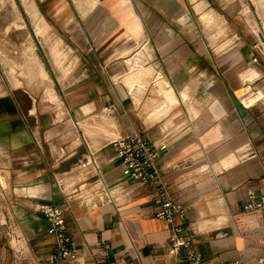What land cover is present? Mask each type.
<instances>
[{
    "label": "crops",
    "instance_id": "1",
    "mask_svg": "<svg viewBox=\"0 0 264 264\" xmlns=\"http://www.w3.org/2000/svg\"><path fill=\"white\" fill-rule=\"evenodd\" d=\"M6 1L0 31L24 30ZM21 1L36 30L60 37L71 65L37 90L56 96H47L48 112L29 102L27 120H0V264H50L41 204L67 206L82 264H173L186 254L164 248L170 224L155 214L166 197L183 208L172 224L191 235L204 264H256L264 208L244 204L249 190L264 194V49L255 47L264 8L253 0ZM131 133L159 143V179L127 203L119 197L120 206L79 204L78 194L93 197L121 178L109 143ZM5 223L24 238L16 262Z\"/></svg>",
    "mask_w": 264,
    "mask_h": 264
},
{
    "label": "built area",
    "instance_id": "2",
    "mask_svg": "<svg viewBox=\"0 0 264 264\" xmlns=\"http://www.w3.org/2000/svg\"><path fill=\"white\" fill-rule=\"evenodd\" d=\"M256 49H264V23L260 22L258 43ZM112 151V159L120 170V179L113 184H104L95 190L92 196L78 194L75 198L79 204L89 208L110 202L120 206L119 197L124 203L132 200L135 191L150 182L159 179L157 160L159 158V143L144 138L139 134L131 133L114 138L109 143ZM246 210H257L264 208V194L256 195L252 190L247 192ZM67 206L60 207L51 204H41L35 207L48 222L47 233L53 238L54 249L48 256L47 261L54 264L58 261H70L74 264H82L74 243L67 232ZM183 208L173 202L170 198H162L156 217L170 224V235L165 250L169 253L178 254L185 251V258H174L173 264H204L199 253L192 250L191 235L179 225L172 224L175 215L182 216ZM6 225V223L4 224ZM6 243L11 251L14 262L22 259L21 252L24 238L14 226L6 225ZM132 264V263H127ZM237 264V262L233 263ZM256 264H264V254L258 256Z\"/></svg>",
    "mask_w": 264,
    "mask_h": 264
},
{
    "label": "rangeland",
    "instance_id": "3",
    "mask_svg": "<svg viewBox=\"0 0 264 264\" xmlns=\"http://www.w3.org/2000/svg\"><path fill=\"white\" fill-rule=\"evenodd\" d=\"M253 2L258 9L264 8V0H253ZM1 6L11 7L6 0H0ZM12 7L14 12H17L14 19L15 28H19V24L24 23L27 27L25 26L24 30L0 31V120H4L9 114L11 117L18 116L22 123L23 119L27 120L25 113L29 102H34L37 106L40 103V111L43 112L45 109V112H48L50 106L47 104V96L50 99H55L56 96L51 88L47 91L46 88H42L39 94L37 90L44 84L47 86L52 83L55 73L68 72L71 58L70 50L61 45L60 37L55 32L36 30L38 20L36 16L27 12L21 0H13ZM4 18L3 15L2 20ZM254 26L257 27L255 22ZM41 70L44 72L42 75ZM33 72L37 74L33 75ZM45 118L46 123L51 121L49 115ZM82 129L85 133V128ZM6 133V127L0 126V135L4 136ZM0 180L4 181L3 178ZM5 199V190L1 189L0 220L5 219L3 212L6 208L5 204L3 205ZM3 227L7 232L6 225Z\"/></svg>",
    "mask_w": 264,
    "mask_h": 264
}]
</instances>
